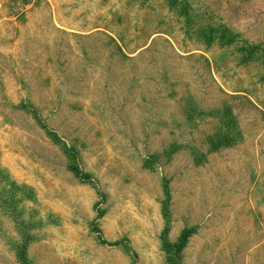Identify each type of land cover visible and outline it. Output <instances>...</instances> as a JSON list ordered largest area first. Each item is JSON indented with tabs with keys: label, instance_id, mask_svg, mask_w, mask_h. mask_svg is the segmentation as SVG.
I'll return each instance as SVG.
<instances>
[{
	"label": "rangeland",
	"instance_id": "374dc122",
	"mask_svg": "<svg viewBox=\"0 0 264 264\" xmlns=\"http://www.w3.org/2000/svg\"><path fill=\"white\" fill-rule=\"evenodd\" d=\"M0 264H264V0H0Z\"/></svg>",
	"mask_w": 264,
	"mask_h": 264
},
{
	"label": "trees",
	"instance_id": "16d2710c",
	"mask_svg": "<svg viewBox=\"0 0 264 264\" xmlns=\"http://www.w3.org/2000/svg\"><path fill=\"white\" fill-rule=\"evenodd\" d=\"M24 1L25 0H22V2H24ZM157 25L158 24L156 22H154V24H149L148 25L147 29H150L151 32L148 34L147 41H145L144 43L142 42L141 44H138L137 46L132 48L131 49L132 50L131 54H133V53H135L137 51H138L137 54H142L143 52H145L147 50H150L153 39H151V41H149V42H148V40L155 34L163 33V31L161 29H159ZM233 37H234V34L231 31H228V30H223L222 32H220V34H218L219 40L225 39L226 40V44H230L233 41L232 40ZM120 38L123 39V41L125 40L126 42L131 40V38L127 34H121ZM105 41L107 42V44L112 45L114 47V49H115L114 53L116 55H118L121 60L132 58L128 53H126V52H124L122 50L121 44L114 37H112L110 35H106V40ZM259 44H260V46H262L261 43H259ZM245 47H246L247 55L253 54L254 53L253 51L258 48L255 45H253L252 43H249ZM244 60H247V56L245 58H243L242 61L244 62ZM225 110H227V109H225ZM233 129H235V127H233ZM224 135L226 136V138H224V139H227V140H231L232 139L231 137H229V129L225 130ZM163 189H164L165 199H164V201L162 203V212H163V217H164V219L166 220L167 223H166L164 231H163L162 240H163V243L165 244V246H167L169 248H173L175 250V253H176V256H177V255L180 254V251L185 247L190 235L194 231V228L185 229L182 232V234H181L179 240L177 241V243H172L171 241H169V239L167 237V232L169 230V220H170V217H169L170 192H169V187H168L167 180L164 181ZM19 257L23 261V263H26L24 254H20Z\"/></svg>",
	"mask_w": 264,
	"mask_h": 264
}]
</instances>
